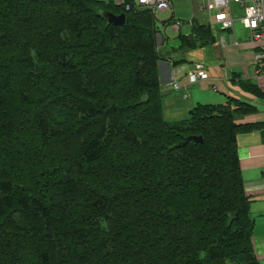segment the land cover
I'll use <instances>...</instances> for the list:
<instances>
[{
	"label": "trees",
	"instance_id": "1",
	"mask_svg": "<svg viewBox=\"0 0 264 264\" xmlns=\"http://www.w3.org/2000/svg\"><path fill=\"white\" fill-rule=\"evenodd\" d=\"M156 34L134 0H0V264H258L236 136L260 126L235 119L253 108L167 121Z\"/></svg>",
	"mask_w": 264,
	"mask_h": 264
},
{
	"label": "crops",
	"instance_id": "2",
	"mask_svg": "<svg viewBox=\"0 0 264 264\" xmlns=\"http://www.w3.org/2000/svg\"><path fill=\"white\" fill-rule=\"evenodd\" d=\"M230 11L234 17L233 30L213 28L216 31L215 42L189 52L172 50L173 46L176 47L175 38L179 33V30L172 28L173 22L164 24L166 19L161 23L162 30L157 27L164 39L162 49H165V53L160 50L162 60L158 63L161 94L166 96L165 100L163 99V113L165 106L172 110L174 119L181 120L188 116V111L196 103L227 105L229 98L253 108V111L247 114H235L236 123L258 124L260 127L247 133H239L236 136V146L244 192L250 203L249 217L253 221V250L258 264H264V97L244 92L238 86L239 81H249L257 85L255 78L259 72L255 55L258 48L250 42L248 31L240 23L243 9L238 4H232ZM206 17L208 21V14ZM236 25L238 31L235 30ZM169 27L173 34H162V31L165 32ZM233 39L237 45L233 44ZM182 60L183 63H177ZM194 62L205 64L207 77L199 83L188 85L186 73ZM174 82L182 85L177 91L188 95L185 100L180 95L179 98H168L169 92L174 90ZM231 108L237 109L233 105Z\"/></svg>",
	"mask_w": 264,
	"mask_h": 264
},
{
	"label": "built area",
	"instance_id": "3",
	"mask_svg": "<svg viewBox=\"0 0 264 264\" xmlns=\"http://www.w3.org/2000/svg\"><path fill=\"white\" fill-rule=\"evenodd\" d=\"M122 3V0H118ZM137 7L149 9L156 16L157 12H172L171 0H134ZM232 4H238L243 9V15L240 18L241 25L248 31L249 40L258 48L255 55V64L258 66L256 83L264 92V0H207V6L200 4V11H207L208 24L211 28L219 30H233L234 17L230 11ZM128 10V6L125 7ZM214 8V11L211 9ZM172 28L178 30L182 23L174 20ZM233 44L237 45L235 39ZM163 46V38L159 32L156 34L155 51L160 53ZM169 64L172 63L169 61ZM206 66L202 62L192 63L186 73L187 84H196L206 79ZM173 89L179 90L182 85L178 82L173 83ZM214 90V87L212 88ZM187 94H182V98H187Z\"/></svg>",
	"mask_w": 264,
	"mask_h": 264
},
{
	"label": "rangeland",
	"instance_id": "4",
	"mask_svg": "<svg viewBox=\"0 0 264 264\" xmlns=\"http://www.w3.org/2000/svg\"><path fill=\"white\" fill-rule=\"evenodd\" d=\"M202 3V0H171V12H157L156 13V26L161 29V23L162 21L168 19L171 15L175 20H179L182 22V26L179 29V33L186 34L190 31V22L193 21L194 23H200V24H207V11H200V4ZM203 5L207 6V0H203ZM214 11V8H211ZM169 25V24H168ZM171 26V25H170ZM162 30V29H161ZM235 30L238 31V26L236 25ZM160 32V31H159ZM214 34H216L215 29H213ZM162 34H165L166 36H171L172 29L169 27L165 29V32L162 31ZM176 45V44H175ZM164 47V40H163V46ZM164 49V48H163ZM162 49V53H165V49ZM169 50V47L167 48ZM175 55V53H173ZM187 81V78H186ZM192 85V84H190ZM180 93V94H179ZM186 94V93H183ZM180 97L182 98V93L177 90H172V92H169L167 95L169 99L171 97ZM188 96V95H187ZM165 97L163 99L165 100ZM183 99V98H182ZM186 99V98H185ZM183 99V100H185ZM165 103V101H164ZM164 117L167 121H177L178 119H174L172 117V110L169 108H166L164 106Z\"/></svg>",
	"mask_w": 264,
	"mask_h": 264
},
{
	"label": "water",
	"instance_id": "5",
	"mask_svg": "<svg viewBox=\"0 0 264 264\" xmlns=\"http://www.w3.org/2000/svg\"><path fill=\"white\" fill-rule=\"evenodd\" d=\"M106 21H107V24H113V25H123L124 24V21H125V15L122 14L120 16H113L111 14H105L103 16ZM193 111L192 110H189L188 111V116L192 115ZM199 140H201V138H198Z\"/></svg>",
	"mask_w": 264,
	"mask_h": 264
}]
</instances>
